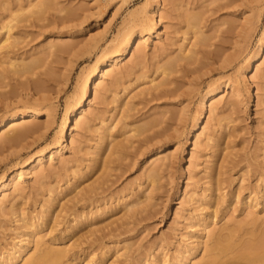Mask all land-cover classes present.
I'll list each match as a JSON object with an SVG mask.
<instances>
[{
    "label": "rangeland",
    "instance_id": "rangeland-1",
    "mask_svg": "<svg viewBox=\"0 0 264 264\" xmlns=\"http://www.w3.org/2000/svg\"><path fill=\"white\" fill-rule=\"evenodd\" d=\"M40 1L0 0V40L4 38L2 29L6 25L12 28V39L16 40L12 41L15 46L8 49V55L27 62L40 57L32 73L22 77L12 73L7 64L3 66L0 117L33 106L38 111L51 113L53 123L45 126V121L40 122L34 134L0 152V180L5 177L6 181L18 172L25 173L28 164L41 152L48 165L49 155L61 148L58 144L66 146V162L47 166L42 180L25 181L24 193L15 202L10 196L7 205L0 210V252L20 239V217L29 216L25 218L28 221L30 217L41 216L49 205V190H66L67 184L75 182L81 173L84 177L80 184L77 182L80 188L95 182V191L88 193L86 199L73 198L75 193H70L60 203L55 201L42 233L44 246L55 244V240L58 245L66 246L80 238L73 247L77 259L72 264H109L115 259L114 247L123 248L122 245H129L128 259H118L115 264H144L151 255L161 254L164 249L174 254L180 239H185L182 233L186 231V221L179 218L190 211L186 202L189 195L183 198L182 202H186L183 205L178 203V198L188 183V190L202 193L207 187L210 166H214L213 174L217 175L214 177L220 180H213L214 184L218 182L213 186L220 184L221 188L215 193L226 196L225 201L219 198L218 224L214 226L243 218L242 200L255 195L261 183L259 178L263 176L264 180V80L254 83L249 78L253 63L247 66L248 61L262 51L264 0H163V47L153 48L156 37L152 35L144 47L142 61L129 56L123 59L121 74H117L119 81L113 84L112 77L106 79L107 88L110 86L111 90L105 92V103L93 102L95 120L90 129L82 127L75 132L78 142L72 146L70 130L67 140L61 143H58L57 133L67 106L81 96L83 76L104 51L115 54V47L130 28L144 32L159 22V17L149 26L141 21L151 16V0H50L42 11L38 6ZM191 15L194 18L189 20ZM190 30L195 34H190ZM71 33L76 37H71ZM57 36L63 38L61 43L72 45L70 55H46L49 50L46 53L43 49L48 38ZM185 36L189 40H184ZM182 44L194 51H191L193 58L177 61L166 77L160 75L162 69L158 67L167 57L180 55ZM153 77L164 84L147 90ZM228 81L239 86L241 95L231 97L223 91L219 94L225 102L231 103L220 106L217 111V119L222 118L226 128L215 143L207 145L204 140L191 156L192 129L199 103L209 89ZM36 82L39 84L35 86ZM102 124H116V136L112 139L121 142V148L108 158L111 160L105 163L108 168L106 165L104 170L85 175L91 160L89 152L97 145ZM218 124L207 118L201 121L202 126H208L209 134L220 133ZM162 146L175 150L171 166L148 188L150 192L146 191L151 198L146 201L148 204L120 219L124 212L121 205L133 200L129 195L146 182L143 169L149 166L148 158ZM192 164L196 165L191 172ZM65 193H69V189ZM139 193L137 199L143 200L147 195ZM105 206L110 209L103 218L86 224V214L91 216V211ZM199 207L198 204V212ZM178 210H181L180 216H176ZM116 219L106 230L86 238L89 228L101 227ZM81 220L85 223L76 226ZM69 230H73L70 236ZM65 235L68 237L63 238Z\"/></svg>",
    "mask_w": 264,
    "mask_h": 264
},
{
    "label": "bare ground",
    "instance_id": "bare-ground-1",
    "mask_svg": "<svg viewBox=\"0 0 264 264\" xmlns=\"http://www.w3.org/2000/svg\"><path fill=\"white\" fill-rule=\"evenodd\" d=\"M151 1L153 3L151 16L146 17L141 21L143 24H148L149 26L150 22L155 21L159 17V22H156L152 28H150L149 26V29L145 30L144 32L137 30L135 27L130 28L128 32L122 36L121 43L115 47V54L111 55L107 50L102 53V56L98 57L95 62V66L92 67L82 78L81 96L74 103H70L67 106L66 112L59 126V132L57 133L58 143L67 140L66 137H68V131L70 130L69 142L72 146L78 142L75 133L78 129L82 127H86V129L91 128V123L93 122V120H95L92 111V105L94 104L93 102L95 100H98L100 103H105V95L107 96L105 92L108 89V91L111 90V88H109L110 86L107 88L106 79L112 77L113 84H116L119 81L118 75L121 74L120 72L122 69V61L125 57L129 56L130 59L137 58L138 62L142 61L145 58L144 47H147V40H149L152 35H155L156 37L153 48L160 49L163 47L165 35V32H163L162 30L163 28L165 29V25L162 20L161 14L163 0ZM48 3H50V0H41L40 4L37 5L41 6V10V8L47 6ZM31 5L32 4H30V7ZM192 17L193 16L191 15L188 17V19L190 20V18ZM2 30H4V38L0 40V80L5 78V74L3 73L4 69L1 71L5 64H7V66L11 68L12 73L19 75L20 77L32 73L33 65L40 59V57L36 56L35 58H31V60H29L28 62L25 59L21 57H15L14 55L13 57L10 55V57L8 55L9 53H7L8 49L15 46L12 42L14 40V38L12 39L11 35L12 28L6 25ZM191 32H193L192 34H195L194 31L190 30V34ZM196 32L199 33V30ZM197 33L196 36L194 35L195 38L192 36L195 40L198 35ZM71 37L74 38L76 36L74 33H71ZM48 39V43L45 46V49H43L44 51H46V53L48 52L47 50H49V54L47 53L46 55H50L53 53L70 55L72 53V45L70 43H61L63 41V38L61 36L49 37ZM184 40L187 41L189 39L185 36ZM15 41L16 40H14V42ZM190 41L192 40L190 39ZM184 42L185 41H183V44ZM192 43L194 44V41H192ZM183 44L179 48L181 52L180 55L174 58L171 56H169L171 58L167 57V61L160 67H158L159 69H162L160 75H168V71H170L171 68L176 65L177 61H186L188 60V58L193 56L194 51L191 48L187 49V46ZM263 46L264 34L262 36V45L260 47V50H262L261 54L256 55L254 60H249L247 63L248 67H250L253 63V70L249 75V78L254 83L258 80H264ZM189 52H191L190 55ZM157 79L158 77L151 78V87H149L147 90L157 89L162 84H164L163 81L158 82ZM37 82L39 81L37 80ZM37 82L35 86L39 84ZM222 91L223 93L230 94L231 97H240L241 95L239 86L230 81L225 83L223 86L218 85L207 91V93L203 96L199 103V112L194 118L192 129L194 130V140L191 156L194 155L195 151L202 145L204 140H207V145H211L213 142L215 143L216 137L219 134L222 135V129L226 128L222 124V118L217 119V111L219 108H221L220 106L224 107L227 105H231V103L225 102L223 98L219 96L220 92ZM117 97L118 96H116V98ZM116 100L118 102V99ZM52 117L53 116L51 115V113L47 111H38L33 106L27 107L25 108V110H21L18 112L15 111L7 113L4 116L0 117V152L6 148H12L13 146H16L27 136L34 134L40 128V122L45 121L44 125L50 126L51 123H53ZM203 118L218 121V125H220L219 127H221L220 133L218 131L209 134L208 126L201 125V121ZM102 123H105V121ZM101 126L102 127L99 129L102 131L99 130L100 135L98 136L99 139L97 145L94 147V149L92 148L93 150L91 149L89 152L91 155V160H89L90 163L86 167L87 169L85 175H89L95 170L97 173L101 168L104 170L103 167L107 165L105 163L109 160L108 158H110L112 154L114 155V153L116 154L117 152H119L121 148V142L112 139L113 136H116V124L113 126L102 124ZM123 135L125 134L123 133ZM58 146L61 148L49 155L47 160L48 165H46L45 161L46 156L41 152L37 159L31 161L28 164L29 169L25 173L18 172L12 176H9V179H7L6 181L4 180L5 177L1 178L0 210H3L7 205L10 200V196H12L13 202H15L17 198L22 196V194L24 193L22 184L25 181H27L28 179H34L36 181L42 180L46 177L47 166L52 167L55 163L58 164L66 162V158L64 156V150L66 149V146H63L62 144H58ZM174 154L175 150H172L171 147L162 146L148 158L147 164L149 166L143 169V174L145 176L146 182L143 183V186L139 185L140 187H137L138 190H135L136 192H133L131 195H129L133 198V200H128L129 202H127L126 200L125 203L121 205L124 206V212L122 217H119L120 219H123V216L125 215L128 216L131 212H134L135 214V212H137L135 211L136 208L138 209V207L140 208L141 205L144 206V204H148V200L151 199H149L150 196H148V192H150L148 191V188L154 185V183L158 182V179L160 178L162 172L167 170L171 166L170 160L174 158ZM110 161L111 160H109L108 162ZM195 165L196 164H192L191 172L195 168ZM106 167L108 168V165ZM212 168L211 166L210 168L208 167L207 187H205V190L203 189L204 191L202 193H198L196 190H188V183L178 198V203H182L183 205L187 202L188 206L192 207H187L190 211L187 210L188 213L182 218H179L180 220L182 219V221H186V231L182 233V236L185 237V239H180L179 243L176 246L174 254L165 252L166 249H164L162 252H160L161 254L155 253L154 255H151V259L144 264H264L263 176L259 178V181L261 180V183H259L258 185L257 193L255 195L250 194L242 200L244 211L243 218L239 220L232 219L226 221L224 224L218 227H215L218 224L216 222V213L218 210L217 206L219 204V198L221 197V199L225 201L224 199L226 196L223 193H221L220 195L218 193H215L221 188L219 186L220 184L217 185L219 187L213 186L218 182L214 184V181L216 182V180L214 179L217 178L214 176L217 175L213 174L214 170ZM81 174L77 176L75 182H71L72 184H67V187H65L66 190L69 189V193H65L66 190H58L55 188H51L49 190L52 193H50L49 197L47 198L50 199L49 205L46 206V209L41 216H38L36 218L30 217L28 221H25V218H28L29 216L24 218L20 217V219L18 220L19 223L22 222V226L20 225L19 227L21 231L18 238L20 239L15 242L11 248H7L6 251L0 252V264H72L71 262L77 259L75 252H73V247L76 244L77 240H79L80 238L73 240L71 244L66 246L58 245L59 242H57V240L54 241L55 244L44 246V243L42 242L44 235H42V233L44 231V224H46L47 221V216H49L48 214L51 213L55 201L59 200L60 203L62 199H65L70 193H75L73 195V198L76 197L77 199H86L88 193L95 191V182L89 184L88 186H86V188H80L77 182L79 181L80 184V180L84 177V174ZM218 181L220 180L218 179ZM144 184H148V186L145 187ZM139 192H142L144 194L147 193V195H145L146 197L144 196L145 198L143 200H141L140 198H136L138 197ZM187 195H189L187 201L182 202L183 198ZM198 204L200 205L199 212L198 209H196V206ZM109 209L110 207L106 206L102 209L99 207L97 210H95V212H90L91 216L86 214V224L90 222L93 223L94 220L103 218L104 215L108 213ZM208 209H211L212 211L210 212V210ZM180 211L181 210H178L176 212V216H180ZM259 213L263 214L260 215ZM56 216L58 217L57 214ZM115 222H117V219L115 221L107 223L106 225H101V227L98 225L99 227L89 228L86 231V238L88 239L89 236L96 234V232L104 231L105 228H108V226L112 225ZM83 223H85V221L83 220L79 221V223L77 221L76 226H80ZM67 232L68 235H72L73 230H69ZM65 237L68 236L65 235L63 238ZM122 247L123 248L114 247L116 251H114L115 255H113V257L115 256V259L112 260L113 262H109V264H115L116 261L121 258L128 259L127 254H129V245H122ZM107 254L108 253L104 255Z\"/></svg>",
    "mask_w": 264,
    "mask_h": 264
}]
</instances>
